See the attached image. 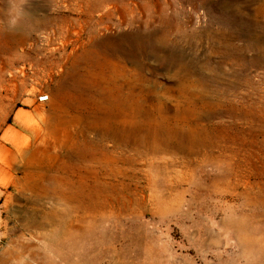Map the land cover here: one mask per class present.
Here are the masks:
<instances>
[{
	"label": "rangeland",
	"instance_id": "obj_1",
	"mask_svg": "<svg viewBox=\"0 0 264 264\" xmlns=\"http://www.w3.org/2000/svg\"><path fill=\"white\" fill-rule=\"evenodd\" d=\"M91 1L0 31V264H264V0Z\"/></svg>",
	"mask_w": 264,
	"mask_h": 264
},
{
	"label": "bare ground",
	"instance_id": "obj_2",
	"mask_svg": "<svg viewBox=\"0 0 264 264\" xmlns=\"http://www.w3.org/2000/svg\"><path fill=\"white\" fill-rule=\"evenodd\" d=\"M104 1H108V0H104ZM98 3L99 2H97V0H93V1H91V2H88L87 4H86V7H85V11H79V16L80 17H83L84 16V18L87 20V19H89L90 18V15L91 14H93V12L94 11H96L97 10V8H98ZM38 7H39V5H37ZM36 7V6H35ZM33 11H35V9L33 10ZM39 10H36V12H38ZM2 14V13H1ZM0 14V15H1ZM36 15V14H35ZM4 16H6L7 17V15H4ZM45 16V15H44ZM37 17H39L38 15H37ZM42 17V16H41ZM79 17V18H80ZM1 18V17H0ZM35 18V17H34ZM46 19H47V17H46ZM50 20V19H49ZM53 20V19H52ZM222 20V19H221ZM25 21H29V19H27V17L24 15V18H23V20L21 21V23H20V25L15 29V30H11L12 32H14V31H17V30H21L22 28H23V26H24V24H25ZM39 21V20H38ZM54 21V20H53ZM62 21V20H61ZM234 21V20H233ZM47 23H48V21H47ZM70 23V22H69ZM236 23H238V22H236ZM38 24V23H37ZM43 24V23H42ZM44 24H45V21H44ZM58 24H59V21H58ZM224 25L225 26H227V22L226 21H224ZM235 26H236V24H234ZM228 26H231V25H228ZM49 27V26H48ZM62 27V26H61ZM238 27V26H237ZM236 27V28H237ZM36 28V27H35ZM39 28V27H38ZM59 28H60V25H59ZM234 29V28H233ZM2 30H8V33H9V29L6 27V24H5V26H3L2 28H0V31H2ZM38 30V29H37ZM61 30V29H60ZM59 30V31H60ZM26 31H29L30 32V34L32 33V29L30 30V27L28 28V30H26ZM63 32V31H62ZM5 33H7V32H5ZM150 40V39H149ZM161 40L163 41L164 40V37L163 38H161ZM147 41V40H146ZM176 42V41H175ZM176 43H179V42H176ZM173 44V43H172ZM232 45H229V46H227L226 47V49H230V48H232L231 47ZM168 48H170V46L168 47ZM162 49V48H161ZM161 49H159V50H157V49H150L149 50V52H148V54H147V56L148 55H150L151 56V54H156L155 53V51H157L158 53H160L159 54V56H160V58H159V60L160 61H162L164 64H166L167 66H172V67H174L173 65L176 63V61H175V56H174V54L171 52V51H164L163 49L161 50ZM165 49V48H164ZM157 55V54H156ZM189 62V61H188ZM166 66V67H167ZM169 68V67H168ZM179 68V67H178ZM181 68V67H180ZM178 70V69H177ZM179 71V70H178ZM179 75H180V73H179ZM185 76V75H184ZM123 87V86H122ZM118 88H120V87H118ZM128 88V87H127ZM126 88V89H127ZM187 88V87H186ZM84 87L83 86H80L79 88H78V91L80 92H82L81 94H83L85 91H84ZM116 89V88H115ZM124 89V88H123ZM126 89H124V90H126ZM187 90V89H186ZM121 93V92H120ZM100 94V93H99ZM98 94V95H99ZM119 96V95H118ZM125 96V95H124ZM100 97V96H99ZM128 104L127 105H129V106H127V107H130V103L131 102H133L134 100L131 98V96H130V98H127L126 97V99H124ZM108 101V100H107ZM109 102V101H108ZM135 102V101H134ZM111 104V103H110ZM133 104V103H132ZM157 114H158V112H157ZM158 118H159V116H158ZM157 118V119H158ZM171 121H173V123H175V124H177L178 123V121H177V119H174V120H172V119H167V118H165V117H160V120H159V122H161L159 125H160V127H165V128H169V124H170V122ZM139 127V126H138ZM141 127V126H140ZM135 128H137V127H135ZM176 129V128H175ZM169 131V130H168ZM188 130H186V132H187ZM155 132H156V129H155ZM190 132V131H189ZM192 132V131H191ZM197 133H198V131H197ZM203 133V132H202ZM152 134V133H151ZM174 135H176L177 136V134L176 133H173ZM182 134H184L183 132H182ZM182 134H181V136H182ZM204 134V133H203ZM133 135H134V133H133ZM180 135V134H179ZM187 135V134H186ZM158 136V135H157ZM172 136V135H171ZM176 136H175V138H176ZM185 136V135H184ZM194 136V135H193ZM178 137V136H177ZM188 137V136H187ZM186 137V138H187ZM190 137V136H189ZM200 137V136H199ZM171 138V137H170ZM184 137H182V139H183ZM186 138H184L185 140H186ZM163 139V138H162ZM173 139V138H172ZM189 139V138H188ZM160 141H161V139H160ZM163 141V140H162ZM170 141H172V140H170ZM182 141V140H181ZM187 141V140H186ZM190 141V140H189ZM192 141V140H191ZM176 142V141H175ZM180 142V141H179ZM178 142V143H179ZM172 143V142H171ZM188 143V142H187ZM189 143H191V142H189ZM165 144V143H164ZM163 144V145H164ZM170 144V143H169ZM182 144H183V142H182ZM192 144V143H191ZM162 145V146H163ZM166 145V144H165ZM176 145V144H175ZM179 145H181V144H179ZM159 146V145H158ZM171 146V145H170ZM169 146V148H171ZM178 146V145H177ZM167 147H168V144H167ZM180 147H182V146H180ZM173 148H175V147H173ZM176 149V148H175Z\"/></svg>",
	"mask_w": 264,
	"mask_h": 264
},
{
	"label": "clouds",
	"instance_id": "obj_3",
	"mask_svg": "<svg viewBox=\"0 0 264 264\" xmlns=\"http://www.w3.org/2000/svg\"><path fill=\"white\" fill-rule=\"evenodd\" d=\"M23 0H9V9L7 19L5 21L6 27L9 30H15L24 18Z\"/></svg>",
	"mask_w": 264,
	"mask_h": 264
}]
</instances>
